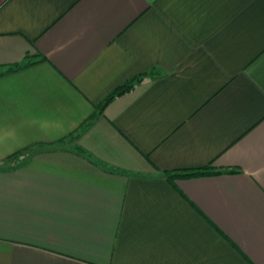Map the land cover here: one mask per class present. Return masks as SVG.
I'll return each mask as SVG.
<instances>
[{"label":"crops","instance_id":"crops-1","mask_svg":"<svg viewBox=\"0 0 264 264\" xmlns=\"http://www.w3.org/2000/svg\"><path fill=\"white\" fill-rule=\"evenodd\" d=\"M0 264H264V0H0Z\"/></svg>","mask_w":264,"mask_h":264},{"label":"trees","instance_id":"trees-1","mask_svg":"<svg viewBox=\"0 0 264 264\" xmlns=\"http://www.w3.org/2000/svg\"><path fill=\"white\" fill-rule=\"evenodd\" d=\"M18 67H15L11 70L17 69ZM142 79V75L138 76V77H134L132 79H130L129 81H127L126 83H123L122 85L118 86L117 88H115L110 94H108L96 107V111L97 113H101L103 111V109L105 108V106L115 97L122 95L124 93L129 92L130 90H132L135 86V84H137L140 80ZM93 117H90L89 120H91ZM210 172L208 171H191V172H185V173H166V178L168 180H170L173 177H190V176H198V175H206L209 174Z\"/></svg>","mask_w":264,"mask_h":264}]
</instances>
